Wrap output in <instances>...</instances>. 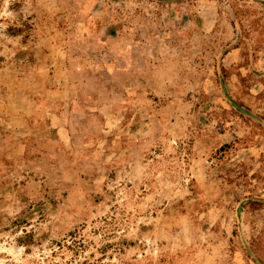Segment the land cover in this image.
I'll return each mask as SVG.
<instances>
[{
  "label": "rangeland",
  "instance_id": "1",
  "mask_svg": "<svg viewBox=\"0 0 264 264\" xmlns=\"http://www.w3.org/2000/svg\"><path fill=\"white\" fill-rule=\"evenodd\" d=\"M0 264H264V0H0Z\"/></svg>",
  "mask_w": 264,
  "mask_h": 264
}]
</instances>
